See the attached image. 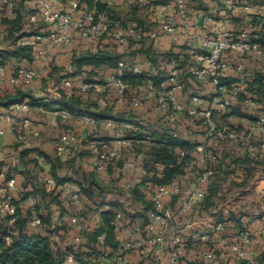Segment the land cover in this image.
<instances>
[{
  "label": "crops",
  "instance_id": "0c3cea01",
  "mask_svg": "<svg viewBox=\"0 0 264 264\" xmlns=\"http://www.w3.org/2000/svg\"><path fill=\"white\" fill-rule=\"evenodd\" d=\"M193 1H197L200 5L197 9L190 8L191 15L197 12H211L220 16L224 14L231 15L232 24L230 28L235 34H238L244 29L249 32L252 31V27L254 26L252 23L253 17H263V14H253L250 23H246L244 21L245 13L238 11L235 7L239 4H249L246 0H232L233 5L228 4L227 0ZM23 2L26 6V11L24 12L25 23V20L29 22L27 17L33 11L35 5L32 0H25ZM68 2L69 0H57L55 3V10L61 12L67 11L69 8ZM202 2L214 4V8L206 6L205 9H202ZM125 4L130 6L133 5L134 2L132 0H114V5L111 8L116 15L120 16L121 10H124ZM149 7H151L153 11L154 5H149ZM258 7L263 8L264 12V5ZM2 16L0 12V42H3L5 37L8 38L7 26L1 21ZM126 20H130V18ZM37 24L40 26H38V33L36 34H47L48 31L52 29L42 20H39L35 25ZM143 27L146 29H154L145 24ZM248 28L250 29L248 30ZM20 33L31 32L21 31ZM35 35L24 36L18 41H13V49L21 44L32 45V37ZM146 41L151 42L149 46H152L153 52L157 54L172 52L178 56V60L176 59L178 61V66L180 63L184 64L183 67L179 66V81L184 85L182 89L174 93L179 104L182 106L192 105L190 102L191 97L195 94H199L205 100L201 108L209 109L211 107L214 119L219 125L236 130L242 135L250 136L255 145L264 140V136L258 130V117L259 115H264V98H259L257 100L260 104L258 110H252L247 106L241 105V110L245 114L244 116H226L231 109L221 111L216 107H212L209 103L210 96L214 93V88L210 82L204 85L205 90L201 93L196 90L187 91L188 87L186 83H189L190 86L193 85L191 69L195 62L184 47L173 44L168 38H160L158 40L145 39L142 41H132L131 43H134L131 44V48L135 45L138 47L136 49H139ZM110 42H112V40L107 38L102 41L104 44H109ZM96 47V42L76 37L67 46L53 47L47 60L38 59L34 52L32 62L25 60L19 61L15 58H11L6 61L4 66H1L4 68V75L0 76V96L15 95L18 90L21 89L30 93L35 98H41V100L31 101L30 99H25L20 105L25 104L27 106L26 109L18 108L17 106H19V104H13L9 107L0 106V131L3 132L0 133V180L16 178L15 199L22 193L24 195L26 192L37 191V182H41L42 187L45 185L47 190H53L55 189L54 183L52 185H47L42 180L43 176H50L48 171L51 169V164L39 153L42 152L52 158L59 159L60 165L57 167V174L61 177L71 178L73 181L56 188V194H60L59 203L53 201L51 197L45 198L48 200V207L56 210V212H54V214H50L49 212V214L42 215L44 218L50 217L51 223V225L48 226L44 225L42 227V232L47 234V229L55 230L54 232L48 233V235L52 242L58 244L62 248L66 246L64 247V245L59 244L60 242L55 239L58 237L57 234L61 233V229L56 227H61L66 231L67 235L64 234L60 237L66 240L68 245L80 247L88 241L87 236L96 228L97 224L100 223V212L108 209H111L117 214L122 213V219L119 221L121 228L119 231L115 230L116 241L119 245H122L130 238L132 231L136 227L146 222L147 214L143 212L144 210H142L141 202L133 195V187H138L145 193L146 199L151 202L152 191L156 186H152L153 184L146 180H144L143 184L128 186V182L137 176L138 170L125 168L124 161L136 160L137 157L140 156L141 161L138 162V166H147L151 168L152 166L158 165V176H160L161 166L159 163L157 164V160L154 158L153 147L160 144L164 135L168 134L174 137L176 133L177 137L174 138L184 141L187 144V147L175 146L173 148L174 156L178 161L181 162V160L187 159L183 174L179 175L175 181L181 184V196H186L191 191L198 175L205 167L202 154L195 150L198 144L204 142L203 131L205 128V120L203 118L190 116L183 110H173L170 106L167 109L159 108L156 103L157 94L154 91L146 90L145 92L139 93L135 89V85H131L127 89L126 101L120 103L118 101L117 89L114 86H111L106 91L93 88L86 93L65 89L68 96L75 94L83 102L97 104L98 108L103 110L106 114V117L101 119H110L114 121L115 124L113 127H107L103 124L99 127H90L83 124L82 115L75 116L69 113V111L62 109L58 104H51L49 107H44L42 105L43 103H51L61 97V91L58 92L56 90V85L63 78H68L64 77L65 75L73 72L72 62L74 55L87 50L94 51ZM0 50L8 49L0 46ZM226 57L231 60L238 59V57L234 55H226ZM160 58L162 57L160 56ZM147 61L148 59L146 58L145 63ZM251 61L255 64H251ZM244 62L249 76H253L256 72L264 75V64L258 62L254 58H252V60L246 59ZM29 66H34L41 71L40 78L35 80L30 87L14 85L12 83V77L16 69ZM115 68L95 69L98 74L93 77L86 76V78L93 84H104L109 81L110 75L114 72ZM85 69L90 71L92 67L87 66ZM167 69L168 67L165 68L164 71L166 72ZM164 71H162V76L164 75ZM183 71H188V75H183ZM159 73L160 72H158V74ZM133 96L139 98L140 105L137 107L131 103V98ZM237 103L238 102L235 104ZM60 112H66L68 116L63 118L59 115ZM8 114L15 115L16 121L14 123L1 117L2 115L5 116ZM221 114L224 116L223 119L226 120L224 123L220 122L217 118ZM238 118H242L239 120L240 122H237ZM25 119L30 121L28 128H23L22 126L23 120ZM21 131L24 132L26 136L24 141L18 140ZM65 132L76 133L81 139V144L77 145L75 148L77 153L74 151L72 155L66 154L61 157L57 155L56 148L61 134ZM146 136H152L153 138L147 141ZM89 137H91L94 142L90 145H86ZM100 144L107 145L106 150L108 151H120L123 155V160L109 159L106 169L101 172L97 171L92 161V149L94 146ZM53 149L55 152H53ZM213 149L218 158L223 157L225 154H228L229 158L223 161L220 159L215 164V166H217V172L214 179L217 183V193L213 197L211 207L208 210H201L200 202L194 211L183 212L180 210L178 211L176 203L177 198L170 202V206L173 207L176 218L169 230H177L181 232L185 238L190 239L192 230L188 228L187 225L193 222L195 223L194 232L210 234L209 240L205 243L198 241L191 242L187 255V261L190 264H205L202 255L207 249L214 248L219 254L221 250L228 248L227 245L225 246L226 242L233 240L243 232H254L259 227L258 220L264 221V152L260 153L256 158H253L247 153L246 148L235 140L215 142ZM27 150H29V152H27ZM237 159H240L238 164L231 162ZM70 167L76 168L75 171L73 170L74 175L68 174ZM91 173L95 174L97 181L106 189L107 187H112V181L118 182L119 187L122 189L124 188L126 191V193L123 192L122 194L127 196L129 205L135 207L134 216L128 215V217L125 214L122 210L121 206L123 205L120 201L108 202L104 207L96 209L92 219L88 218L90 212L86 217H83L84 212L80 208H76L74 212L70 213L69 209L68 212H64L67 210H61L66 202V195L75 192L78 193L80 188L77 182H82V177ZM153 173L155 172L152 171L151 174ZM236 190L239 193V197L236 200L229 198V192L232 194V192ZM236 206L238 207L237 210L235 209ZM20 207L27 208V202H21ZM72 218H76L77 223H72ZM92 220L93 222L90 223ZM217 223L223 224V232H214L212 226ZM141 241L136 249L129 254L131 264H170L168 253L164 248L152 247L147 241H144V239H141ZM99 242L102 245L100 250H105L106 254L111 255V257L103 258L105 263L115 264L113 259L115 249L111 246L103 245L104 242L100 240ZM146 247H150L151 251L145 255L142 253V250ZM80 251L85 259L89 258L85 246L80 247ZM263 251L260 243L252 244L249 247L250 260L260 259ZM215 264H232V262L227 258L219 256ZM239 264L246 263L241 262Z\"/></svg>",
  "mask_w": 264,
  "mask_h": 264
},
{
  "label": "built area",
  "instance_id": "2783aa9c",
  "mask_svg": "<svg viewBox=\"0 0 264 264\" xmlns=\"http://www.w3.org/2000/svg\"><path fill=\"white\" fill-rule=\"evenodd\" d=\"M25 0H0V12L7 20L15 16L16 5ZM34 9L28 15L30 23L36 24L42 20L48 27L52 28L47 34H36L32 37V46L38 59L47 60L51 49L56 46H67L74 38H83L89 41H98L103 37L113 39L119 45H127L130 41H142L145 39L158 40L168 38L175 45L184 47L194 59V65L191 69L192 80L196 84L205 85L210 82L214 88V93L210 96L209 103L221 111H226L233 104L243 100V105L249 109L258 110L259 102L249 93L251 83L246 71L244 60L254 58L264 64V46L258 40L257 36H251L246 29L235 34L230 26L232 16L224 14L215 15L211 12H197L191 15L188 0H169L168 2L158 3L153 11L160 17L157 29H146L137 21H128L125 25L113 24L107 10H100L99 5L103 4L106 8L114 5V0H91V2H82L81 0H69L67 11L55 10L57 0H32ZM138 5H153L156 0H132ZM227 3L233 5L232 0ZM240 12H244V21L250 23L253 14L261 15L263 8L251 6L250 4H239L235 6ZM226 55H234L237 60H231ZM124 60L118 62L114 72L110 75L109 81L104 84H93L84 76L63 78L57 85L56 90L62 89L76 90L79 92H89L93 88L101 91L108 90L111 86L116 87L118 101H126L127 89L130 84L123 81L122 76L126 71ZM165 72V68H167ZM134 75H142L143 81L136 84L135 89L141 93L146 90L154 91L157 94V106L161 109H167L169 106L173 110L186 111L190 116L203 118L205 128L203 131L204 142L198 144L195 150L202 154L205 167L198 175L193 188L186 196H181V184L173 182L169 185L156 186L151 195L153 209L148 213L147 220L136 227L130 238L127 239L113 255L116 264H131L129 254L134 251L141 239L147 241L152 247L164 248L168 253L170 264H190L187 261L188 251L191 242L198 241L205 243L209 240L210 234H200L194 232L195 223L187 225L192 230L190 239L177 230H169L174 222L176 215L170 202L177 198L178 211L192 212L196 206L202 202L208 193V186L215 175L214 165L218 161V156L213 149V145L218 141L235 140L241 141L246 148L247 153L256 158L264 152V140L254 144L252 138L248 135H242L236 130L226 126L219 125L213 116V110L202 109L205 100L195 94L191 97L192 105L182 106L175 98L174 93L182 89L183 85L179 81L180 70L175 60L158 59L156 62L147 61L143 66L134 65L130 68ZM164 71L163 79L156 84L153 80L158 72ZM4 75V68L0 66V76ZM41 71L34 67H19L13 74L12 83L17 86L30 87L35 80L39 79ZM229 81L230 83H222ZM131 103L137 107L140 105L139 98L133 96ZM26 109L25 104L17 106ZM63 118L68 116L66 112H60ZM2 118L14 123L15 115H2ZM83 124L90 127H99L105 125L113 127L115 122L110 119H101L93 116H83ZM30 121L23 120V128H28ZM16 127V126H15ZM258 130L264 136V115L258 117ZM0 133H3L0 131ZM177 137V134H174ZM153 137L146 136L149 141ZM26 136L20 132L19 141H24ZM81 144V139L74 132H65L61 134L57 144L56 152L58 156L74 154L77 145ZM107 145H96L92 149V161L95 169L99 172L106 169L109 159L123 160L120 151L106 150ZM105 150V151H103ZM140 156L136 160H125L124 167L138 170L137 176L128 182V186L143 184L148 176L145 167H139ZM47 185L53 184V179L49 175L42 178ZM16 178H10L3 181L0 185V219L7 218L9 228H13L17 222V209L14 204V193L16 189ZM66 199L77 205L82 202V196L78 193L66 195ZM26 202L32 212L30 225L32 227L41 226L43 221L36 214L39 198L37 195H30ZM122 213H118L114 221L116 231H119L121 225ZM72 223H77L76 218H72ZM259 227L254 232H243L233 240L226 242L228 248L220 251L218 254L214 248L207 249L202 255L205 264H215L219 256L227 258L232 264L245 262L246 264H264V251L260 259L250 260L249 247L252 244H259L264 250V221L258 220ZM215 233L224 231L222 223L212 226ZM104 235L99 237L104 242ZM9 240V237H6ZM142 242V241H141ZM54 249H57L55 246ZM150 247L142 250L143 254L150 252ZM66 262L69 264H79L73 254L66 256ZM94 264H106L103 259L96 260Z\"/></svg>",
  "mask_w": 264,
  "mask_h": 264
},
{
  "label": "trees",
  "instance_id": "16d2710c",
  "mask_svg": "<svg viewBox=\"0 0 264 264\" xmlns=\"http://www.w3.org/2000/svg\"><path fill=\"white\" fill-rule=\"evenodd\" d=\"M84 2H90V0H81ZM169 0H156L153 2V5H157L158 3L168 2ZM138 5V4H136ZM100 10H107L113 24L125 25L128 21L135 20L141 26H143V22L137 18H130V20H123L115 12L112 8H106L105 5H99ZM26 11V6L24 2H20L16 5L15 8V16L11 20H7L2 16V23L7 26V36L12 41H18L24 36H31L38 33V30H35L31 33H22L18 35L22 31L24 25V12ZM261 22V17L254 16L253 30L249 32L251 36H257L258 40L264 46V30L258 31V25ZM110 39L112 42L109 44L102 43L103 39ZM96 42L97 47L96 50H87L85 52H81L75 54L73 57V72L68 73L64 77H77V76H87L93 77L98 73L95 69H103V68H115L119 61L124 60L127 67L122 79L124 82L130 85H136L143 81L144 77L142 75H134L130 68L134 66V59L132 56H127L126 50L131 48L130 41L127 45H119L113 39L108 37H103ZM132 49V48H131ZM141 54H144L148 61L156 62L160 56L163 59L175 60L178 62V56L172 52H165L162 54H157L153 52L152 46L144 48L141 46L138 50ZM34 48L30 44H21L17 46L15 49L8 50H0V66H4L6 61L11 58H15L19 61H28L32 62L34 58ZM177 59V60H176ZM184 64L180 63L179 66L183 67ZM90 66L92 69L88 71L85 67ZM58 71V70H57ZM163 72L157 76L153 77V80L156 84H158L162 79ZM251 87L249 93L258 100L259 98H264V75L262 73L256 72L253 76H249ZM222 83H229L223 81ZM25 99H30L31 101H39L41 98H35L30 93H27L21 89L15 95H6L0 96V106L9 107L13 104H20L25 101ZM243 100L238 101L237 104H233L230 108V112L226 114V116H244V112L241 110V105H243ZM51 104H58L62 109L69 111V113L75 116H93L97 118L106 117V114L103 110L98 108V105L95 103L83 102L78 96L72 94L68 96L66 94L65 89L61 90V97L57 100L52 101L51 103H43L44 107H49ZM228 141V140H227ZM240 145H243L241 141H237ZM175 146L187 147V144L184 141L177 140L173 136L168 134L162 137V141L158 146L153 147L154 149V158L157 160V164L161 166V174L158 176V165L145 168L148 171V176L145 178L146 181H150L153 185H169L177 180V177L184 172V167L187 164V159H183L178 161L173 152V148ZM244 146V145H243ZM29 152V150H27ZM42 155L45 160L51 164V169L48 171L50 176L53 179V185L55 189L47 190L45 185L42 187V196L43 197H51L53 201L59 203L60 194H56V188L64 185L65 183L73 181L68 177H61L57 174V167L60 165V161L58 158H52L51 156L45 155L42 152L39 153ZM260 155V154H259ZM229 155L225 154L223 157L218 158V160H228ZM231 160V159H230ZM240 159L236 161H231L232 163L238 164ZM248 161V160H247ZM245 161V162H247ZM220 162V161H219ZM215 175L211 179L208 186V193L206 198L201 202V210H208L212 205L213 197L217 193V183L215 182L217 166L214 165ZM153 172V174H151ZM10 179V178H8ZM79 185V193L82 196V203H84L83 217H86L88 213L91 211L92 207L96 209H100L107 205L105 199L103 198V194L105 192V187L97 181V178L94 173L89 175H84L82 177V182H77ZM36 191L26 192L20 200L14 199V204L17 209V222L13 228H9L8 222L4 217L3 220L0 219V264H69L66 262V256L68 254H73L76 258V261L79 264H94L96 260L103 259L105 257H111L110 254H106L105 250H100L102 246L99 242V237L104 235L105 240L103 245L111 246L115 251L119 249L120 245L116 241L115 237V227L114 221L116 219L117 213L113 212L111 209L100 212L101 221L97 224L96 228H94L88 237V241L81 245L80 247L85 246L87 248V254L89 258L85 259L82 254H79L78 250L80 247L75 245H68L65 248L60 247L58 244L52 242L48 233L54 232L55 230H48L47 234L42 232V227L44 225H51L50 217L44 218L40 214V202L37 205L36 214L42 218V225L38 227H32L30 225V221L32 219V212L27 208H21L20 203L26 201V199L30 195H34ZM133 195L141 202L142 210L145 214L153 209V205L149 202L145 193L142 192L138 187H133L132 191ZM87 200V201H86ZM177 203V200H176ZM41 228V229H40ZM6 237H9V240H6ZM57 249H54V247ZM115 263V262H114ZM116 264V263H115Z\"/></svg>",
  "mask_w": 264,
  "mask_h": 264
},
{
  "label": "rangeland",
  "instance_id": "374dc122",
  "mask_svg": "<svg viewBox=\"0 0 264 264\" xmlns=\"http://www.w3.org/2000/svg\"><path fill=\"white\" fill-rule=\"evenodd\" d=\"M189 1V6L191 9H197V7L200 5L197 1H193V0H188ZM202 1V0H201ZM251 6H263L264 5V1L263 0H246ZM125 3V2H124ZM202 9H205L206 6H209V8H214V4H208V3H204L202 2ZM128 6V7H127ZM263 14V17H261V22H259V25H258V31H261V30H264V12L262 13ZM120 18H122L123 20H126L127 18H137L139 20H141L143 22V24L149 26V27H152L154 29H157L158 28V14H155V12H153L151 10V7H149V5H136V3H134L133 5H126L124 6V10H121V14L119 16ZM38 26L40 25H35L33 23H30V22H27L25 20V23H24V27L22 28V32H33L35 30L38 29ZM251 28V27H250ZM248 28V30L250 29ZM251 32V31H250ZM21 33H19L20 35ZM151 44V42L149 41H146L144 42V45L143 47L144 48H147L149 45ZM0 46L3 47V48H6L8 50H12L13 49V46H14V43L12 40L8 39L7 37H5V39L3 40V42H0ZM147 46V47H145ZM138 47H136L134 45V47L131 49L129 48L128 50H126V54L127 56H132L135 61V64H138V65H141L143 66L145 64V60H146V57L144 54H141L139 51H136L138 49H136ZM248 59H251L252 58H248ZM247 59V60H248ZM254 63L253 61H251V64ZM255 64V63H254ZM254 68V67H253ZM184 74H187L188 75V71H183V75ZM184 77V76H183ZM184 83V82H183ZM193 85L190 86L189 83H186L187 85V91H193V90H196V91H200V93L205 90V87L203 85H199V84H196L195 82H192ZM184 85V84H182ZM191 89V90H190ZM223 115H219L217 118L220 122H226V120L223 119ZM236 119V118H234ZM242 119V118H238L237 119V122H240L239 120ZM65 131V130H64ZM94 140L91 139V137H89L88 141L86 142V145H90L91 143H93ZM136 151V150H135ZM134 151V152H135ZM53 152H55V150L53 149ZM75 153H77L75 151ZM78 167V166H77ZM76 168L74 167H70L69 171H68V174L70 175H74V171H75ZM74 170V171H73ZM4 179L0 180V185L3 183ZM115 181H112V187H107V189L105 190L104 194H103V198L105 199V201L108 203V202H115V201H120L121 204L123 206L122 207V210L125 212V214L128 216V215H131V216H134L133 214L135 213V207H132L131 205H129V201H128V198L127 196H124L122 193H126L125 189L123 188H120L119 187V184L118 182H115ZM37 191L34 195H37L38 198H39V202L41 200V203H40V214L41 216L45 215V214H54V212H56V210L52 209V208H49V203L47 202L48 200L45 199V197L42 196V183H38L37 182ZM229 198L233 199V200H236L238 197H239V193L238 191L236 190L235 192H229ZM22 194H20V196L16 197L18 200L22 198ZM15 199V200H17ZM63 204V203H62ZM81 205V206H80ZM84 207V203H80V204H71V202L69 200L66 199V202L64 204V207H62L61 210H67V211H64V212H68V209L70 210V212H74L76 210V208H82ZM236 210L238 209V207L236 206L235 208ZM96 211V208L95 207H92L90 213H89V216L88 218L92 219L94 217V212ZM60 212H63V211H60ZM129 217V216H128ZM132 218V217H130ZM134 218V217H133ZM4 218H2L1 220H3ZM6 221H7V218H6ZM93 220L90 222L92 223ZM64 226V225H62ZM58 229H61V233L57 234V238H55L58 242H60L59 244L61 245H64L65 246H68V242L64 239H62L60 236H63L64 234L67 235L66 231L63 230V228L61 227H56ZM57 229V230H58ZM72 231V230H71ZM66 237V236H65ZM56 242V241H55ZM79 254H82V252L80 250H78Z\"/></svg>",
  "mask_w": 264,
  "mask_h": 264
}]
</instances>
